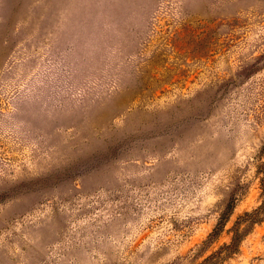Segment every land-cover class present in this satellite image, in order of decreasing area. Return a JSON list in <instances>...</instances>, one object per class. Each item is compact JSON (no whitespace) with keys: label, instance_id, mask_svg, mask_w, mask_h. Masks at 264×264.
Masks as SVG:
<instances>
[{"label":"rangeland","instance_id":"1","mask_svg":"<svg viewBox=\"0 0 264 264\" xmlns=\"http://www.w3.org/2000/svg\"><path fill=\"white\" fill-rule=\"evenodd\" d=\"M259 207L264 0H0V264H200Z\"/></svg>","mask_w":264,"mask_h":264},{"label":"trees","instance_id":"2","mask_svg":"<svg viewBox=\"0 0 264 264\" xmlns=\"http://www.w3.org/2000/svg\"><path fill=\"white\" fill-rule=\"evenodd\" d=\"M233 208L232 205L227 206L226 211L219 219L212 233L209 235V240L213 241V239L217 238V236L223 231ZM263 209L264 207H259L251 213H245L243 216L238 217L230 230V242L221 246L216 252L205 258L200 264H216L223 256L235 254L243 237V233L240 229L241 224H254L261 221L260 214Z\"/></svg>","mask_w":264,"mask_h":264}]
</instances>
